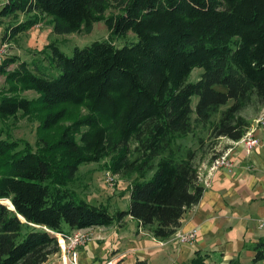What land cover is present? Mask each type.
<instances>
[{"label": "trees", "instance_id": "16d2710c", "mask_svg": "<svg viewBox=\"0 0 264 264\" xmlns=\"http://www.w3.org/2000/svg\"><path fill=\"white\" fill-rule=\"evenodd\" d=\"M113 3L119 11L106 14ZM23 13L32 14L9 23L2 41L37 24V14L52 18L55 33L88 31L100 20L109 34L75 46L71 56L50 42L40 51L46 64L0 59L7 83L0 120L39 114L44 132L69 119L67 106L86 109L35 150L0 137V264H44L60 251L55 234L126 217L153 238L170 239L204 191L194 151L177 142L194 125L236 141L250 126L241 110L264 106V0L0 1V18ZM128 31L137 40L118 46L114 39ZM194 68L202 71L189 80ZM104 159L115 174H135L124 210L110 212L70 189L80 166ZM254 251L253 261H264L261 242ZM205 258L196 252L189 264Z\"/></svg>", "mask_w": 264, "mask_h": 264}, {"label": "crops", "instance_id": "0c3cea01", "mask_svg": "<svg viewBox=\"0 0 264 264\" xmlns=\"http://www.w3.org/2000/svg\"><path fill=\"white\" fill-rule=\"evenodd\" d=\"M247 107L252 110L240 114L250 121L249 129L258 139V145L248 152L241 144L236 146L228 138H219L199 161V173L206 178L208 186H203L200 201L186 211L177 229L185 232L197 228L194 244L157 240L126 217L113 224L117 225L113 234L98 235L110 241L116 238L117 245L108 243L104 247L92 242L90 252L100 255L112 247L111 254L115 253L107 260L111 264H133L136 260L147 264H189L196 252L206 256L205 264H229L234 260L239 264H264L262 260L253 261L255 245L261 242L264 247V230L258 228V222L264 220V123L256 122L264 114V106ZM225 150H230L231 171L219 168L210 172L212 156ZM111 226L95 227L109 229ZM82 255L87 258L83 252Z\"/></svg>", "mask_w": 264, "mask_h": 264}, {"label": "rangeland", "instance_id": "374dc122", "mask_svg": "<svg viewBox=\"0 0 264 264\" xmlns=\"http://www.w3.org/2000/svg\"><path fill=\"white\" fill-rule=\"evenodd\" d=\"M119 8L120 5L118 3L110 4L105 13H116L119 11ZM31 14L32 13H23L19 14L17 17L0 18V48L6 52L5 56L15 55L19 59L26 61L41 59L43 54H41L40 51L45 49L46 45L50 42L56 43L61 51L71 56L75 46L83 47L90 44L92 41L107 38L109 34L105 23L100 20L95 21L88 31L81 30L71 33H55L52 29V18L44 14H37L38 22L33 27L19 33L10 40H1L3 30L9 23L16 20H24L30 17ZM135 40H137L136 35L132 31H128L126 34L116 37L114 42L118 46H122L123 44H129ZM41 62L46 64L44 59H41ZM14 66L15 64H10L8 69ZM201 71V68H194L188 79L195 80ZM6 86L7 83L5 82V78L0 74V94L5 90ZM21 94L26 97H34L36 95L34 91H24L21 92ZM196 101L197 97L195 95L192 96L191 106L193 108ZM67 109L69 112V119L44 132L40 131L38 128L39 114L30 116H21L17 114L5 120H0V137L4 138L7 134L13 140H24L35 150L38 146L43 145L42 139L47 141L53 140L58 136V132L63 125L69 123L74 117L86 112L83 106H67ZM247 109L252 110L250 107H245L241 112H245ZM217 116L218 114H215L212 118L215 119ZM216 142V139L209 136L206 125H194L190 134L177 143L180 144L182 150L189 149L194 151V165L198 167L199 161L206 156V152L212 149ZM132 146L134 147V145ZM108 165V159H104L99 163L80 166L75 178L70 184V189L73 190L78 197L84 198L92 204H103L107 206L110 212L124 210L128 207V188L135 174H115L109 169ZM108 175L113 176V183L106 182V177ZM115 226L117 227V225H112L109 229H97L94 226L69 232L68 236H73V234L80 232L86 234L88 238L86 244L76 247L73 250L68 248L70 245L68 241H64V245H61L57 236V243L60 251L50 256L44 264H102L115 252L111 254L112 247H110L108 251L104 250L103 254L99 255L98 253H92L90 252L91 243L99 242L97 244H104V247L108 243L114 246L117 245L116 238L115 241H110L107 237L100 239L98 236L99 233L107 234V232H110V234H113L116 229ZM106 234L103 235L106 236ZM82 252L87 255V258L83 257ZM74 258L75 261L73 260Z\"/></svg>", "mask_w": 264, "mask_h": 264}, {"label": "built area", "instance_id": "2783aa9c", "mask_svg": "<svg viewBox=\"0 0 264 264\" xmlns=\"http://www.w3.org/2000/svg\"><path fill=\"white\" fill-rule=\"evenodd\" d=\"M1 1V0H0ZM6 52L0 48V59ZM257 123L263 124L264 123V114L259 116L256 119ZM233 145H243V147L246 149V151H252L256 145H258V139L254 137L253 131L248 129L244 132L242 137L236 141H231ZM229 151L230 150H225L218 156H216L214 159L211 161V166L209 168L210 172L213 170H217L219 168H224L227 171H231L232 169V162L229 159ZM199 172V170H198ZM114 178L113 176L108 175L106 177V182L113 183ZM198 182L202 184L203 186H208V181L206 178L202 177L200 173H198ZM258 228L264 230V220H260L258 222ZM56 237H62L61 239L63 240V243L61 245H64V241H68L70 243L69 247L70 249H75L76 247L83 246L88 242V238L86 234L77 232L73 234V236H60L59 234H55ZM198 236V230L197 228H192L188 231L182 232V231H176L171 237V241L179 243V244H184V245H192L195 243L196 239ZM75 261V258L73 259ZM73 261V262H74ZM106 264H111V261L107 262Z\"/></svg>", "mask_w": 264, "mask_h": 264}, {"label": "water", "instance_id": "95a60500", "mask_svg": "<svg viewBox=\"0 0 264 264\" xmlns=\"http://www.w3.org/2000/svg\"><path fill=\"white\" fill-rule=\"evenodd\" d=\"M2 203L5 204V205H7L9 207V209H13V206L11 205L10 202L8 204V203H6V201H2Z\"/></svg>", "mask_w": 264, "mask_h": 264}]
</instances>
